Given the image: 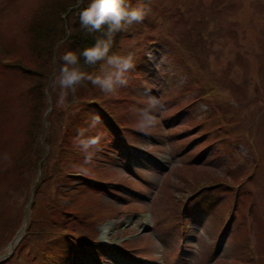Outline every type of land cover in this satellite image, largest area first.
Returning a JSON list of instances; mask_svg holds the SVG:
<instances>
[{"label":"rangeland","instance_id":"1","mask_svg":"<svg viewBox=\"0 0 264 264\" xmlns=\"http://www.w3.org/2000/svg\"><path fill=\"white\" fill-rule=\"evenodd\" d=\"M46 1L0 0V264H41L42 243L55 247L60 235L46 228L55 214L75 229L83 215L101 249L66 236V257L57 246L53 264H264V0L132 3L146 14L123 30L116 53H131L135 66L120 93H103L108 115L95 128L84 101L75 111L60 103L55 47L31 135L28 116L38 110L28 112L27 101L36 95L19 64L24 23ZM149 96L164 108L160 123L141 131ZM69 122L72 150L58 138ZM80 129L102 137L89 149V182L77 176Z\"/></svg>","mask_w":264,"mask_h":264},{"label":"trees","instance_id":"2","mask_svg":"<svg viewBox=\"0 0 264 264\" xmlns=\"http://www.w3.org/2000/svg\"><path fill=\"white\" fill-rule=\"evenodd\" d=\"M69 2L65 4L66 0H51L46 1L44 5L40 8H37L35 12L33 13L34 15L30 16L28 20L24 23V35H26V40H25V46H26V53L22 55L26 60H23L22 64H19V68L23 69L24 72L29 73L31 76L29 89L30 91L36 95L35 100L30 101L28 100L27 102L29 103L27 107L28 112H32L33 110L35 111L38 110L37 114L33 116H28V121L30 125V132L31 135H34V133H37V131H40L41 127V121L39 119L42 116V113L45 111V106L47 104V101L45 99L46 94L45 90L38 89L40 86V81H42V78L45 77L44 75L47 73L49 67L52 62L51 59L53 57V54H56L60 58V63H58V66L60 67L63 64L62 61V56L67 52V51H73L79 56V66L84 70L87 74L90 75H100V72L102 70L101 65L105 61H98L95 65H89L86 64L84 61V57L80 56L79 54L89 46H92L97 38H103V39H108L106 33L104 32H89L87 29L81 27L80 23V16L79 13L86 8L91 0H68ZM135 1L143 2V0H128V3L131 4L135 3ZM129 25H126L121 31L116 32L113 35L112 39V46L110 48L109 55L112 54H117V50H119L121 46V41L122 38L124 37V32L126 28H128ZM106 31V29H105ZM4 47V46H2ZM58 47L56 51H54V48ZM63 49V50H62ZM2 48H0L1 52ZM45 59H48L49 63L46 65L45 64ZM26 61V65H24V62ZM29 61H34V66L29 67L28 62ZM105 75V74H103ZM102 76V75H100ZM83 88L80 92L77 93L71 89H68L67 91V96L65 97L66 102L70 103L68 104L70 108H72L74 111L79 109V107L82 106L81 102L84 101V105L86 104L88 111L93 115H98L101 119V117H104V115L107 114V107H105V97H103V92L99 89L98 86H95L91 83V81L85 80L81 82L80 85L76 86V90ZM39 90V94L37 95L36 92ZM53 90V89H52ZM56 90V89H55ZM84 90H86L84 92ZM123 90V87L121 88L120 86H117V91L120 93ZM50 95H52V91H50ZM54 101L52 100V103ZM80 105V106H79ZM76 106H79L75 109ZM86 108V109H87ZM81 119H84L83 122L85 123L86 121V116H82ZM72 123H68L67 132L64 134H61L58 136L60 140H65L66 145L65 148L68 150H72L73 144L71 141H69L68 136H71V133L68 131V127L71 126ZM28 129V128H27ZM26 129V132L28 130ZM30 132H28V137L30 135ZM34 138V137H32ZM83 160V158H82ZM97 164V163H96ZM11 168V166H9ZM8 167V168H9ZM89 167H93V164L88 163L85 164L82 163L81 168L87 169ZM93 173L96 172V166L93 167ZM84 173V174H83ZM85 173H88L87 171H82L80 172L79 178L81 179H87L89 182V178H85ZM89 174V173H88ZM93 182H98L99 184H103L104 182L101 181L100 179H97L96 181L94 179H91ZM236 196V193H235ZM238 200L236 197L235 203ZM51 218H48V223H49V233H53V230L56 228L59 229L60 235L55 237V240L53 242L55 247L50 245V239H46V241L42 244L46 245L45 249H42V255L40 256L42 263L41 264H53L56 259H58L56 253L59 252L61 254V257H66V242L68 240H72L76 242V239L73 238V236H78L81 237L82 240H80L81 244H84L83 239L88 238V240L93 241L95 243V239L92 237V229L90 226L86 225L85 218L82 216H77L80 218V222L78 223V228L79 230L75 229L74 222L73 224L62 222L59 223L57 214L54 215V219L52 216ZM58 220V221H57ZM61 222V221H60ZM261 229H264L263 226H261ZM264 233V230H262ZM40 234V232L38 233ZM42 235V234H41ZM50 235V234H48ZM55 235L57 234V231H55ZM54 235V236H55ZM62 236L61 241H57L60 239L59 237ZM68 237L69 239L65 241V237ZM93 236H95L93 234ZM40 239H43L39 237ZM44 241V239H43ZM71 243V242H70ZM57 244V245H56ZM63 244V249L61 245ZM97 244V242H96ZM99 247V244H97ZM59 246L61 250H57L56 253L54 250L55 248ZM79 247V246H78ZM89 251H92V248H88ZM80 249H76L78 251ZM84 251V250H83ZM69 252V249H68ZM90 252L84 251L82 254L79 253L81 256H88L90 255ZM68 255V254H67ZM74 256V255H73ZM67 261H64V264H67Z\"/></svg>","mask_w":264,"mask_h":264},{"label":"clouds","instance_id":"3","mask_svg":"<svg viewBox=\"0 0 264 264\" xmlns=\"http://www.w3.org/2000/svg\"><path fill=\"white\" fill-rule=\"evenodd\" d=\"M145 14L143 6L131 7L128 0H91L89 5L79 13L81 27L89 32H104L108 39L97 38L92 46L86 47L79 55L83 56L85 63L89 65L105 61V65H101V68L107 66L111 70L107 71L104 76L87 74L79 66V56L73 51H67L62 56L63 64L59 67L58 75L54 76L55 82L61 89L60 103H63L68 89L74 93L76 86L85 80L91 81L105 94H114L118 85L128 84L127 73L135 66L134 57L131 53L109 55L112 39L113 35L126 25L143 21ZM147 104V108L139 110L137 127L141 131L158 125L160 120L157 113L164 108L162 102L153 96H149ZM91 121L90 128H95L97 124L101 123L98 115H93ZM83 134L84 129H80L77 141L82 145L83 152L86 153L85 164H88L91 163L94 154L89 152V149L98 150L102 137L91 135L83 138Z\"/></svg>","mask_w":264,"mask_h":264},{"label":"bare ground","instance_id":"4","mask_svg":"<svg viewBox=\"0 0 264 264\" xmlns=\"http://www.w3.org/2000/svg\"><path fill=\"white\" fill-rule=\"evenodd\" d=\"M113 227V223H111V222H108V223H106L105 225H103L102 227H101V235L103 236V235H106V234H108L109 233V230L111 229Z\"/></svg>","mask_w":264,"mask_h":264}]
</instances>
